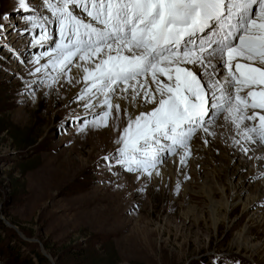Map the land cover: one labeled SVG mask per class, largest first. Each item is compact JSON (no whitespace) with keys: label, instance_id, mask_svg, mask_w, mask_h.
Segmentation results:
<instances>
[{"label":"rangeland","instance_id":"rangeland-1","mask_svg":"<svg viewBox=\"0 0 264 264\" xmlns=\"http://www.w3.org/2000/svg\"><path fill=\"white\" fill-rule=\"evenodd\" d=\"M33 3L39 7L40 0ZM40 11L48 17L47 32L56 39V17L44 8ZM5 13L9 21L3 20ZM27 15L16 0H0V23L5 24L0 32V264L17 263L13 255L33 264H264V252L251 255L236 246L245 239L249 246L264 244V223H250L239 207L216 229L205 196L184 192L182 185L191 175L175 187L170 177L163 182L142 174L140 179L128 177L136 173L118 164L108 170L103 157L123 145L113 138L109 142L108 136L95 137L106 128L105 133L112 132L110 123L81 133L78 124L66 122L73 114L92 121L80 106L83 101L76 99L85 81L69 83L75 76L69 72L50 88L52 81L43 72L35 73L40 65L31 61L45 48L35 44L37 29L24 30ZM46 71L56 75L51 67ZM39 79L45 82L34 83ZM114 111L109 122L117 115ZM201 157L206 159H196ZM64 158L72 164L64 162V171H58ZM206 175L208 188L224 178L217 180L209 171ZM202 187L188 188L201 192ZM117 192L118 197L109 200ZM215 200L222 198L218 194ZM193 207L202 219L191 234L185 230L191 220L183 214ZM237 219L239 224L232 225ZM240 233L244 242L237 239ZM35 251L44 259L37 261Z\"/></svg>","mask_w":264,"mask_h":264},{"label":"snow or ice","instance_id":"snow-or-ice-1","mask_svg":"<svg viewBox=\"0 0 264 264\" xmlns=\"http://www.w3.org/2000/svg\"><path fill=\"white\" fill-rule=\"evenodd\" d=\"M16 3L29 13L23 17L24 30L37 29L35 44L45 48L31 61L40 65L35 73L43 72L54 88L71 66L83 70L85 85L76 99L83 101L80 106L92 121L73 114L66 122L78 124L81 133L99 130L109 126L113 108L117 114L123 110L126 126L115 141L123 146L103 157L109 171L118 164L128 173L160 176L157 165L167 159L165 154L179 155L182 171L193 138L201 131L214 135L208 125L220 114L227 112L237 130L244 120L256 118L241 108L237 85L257 78L264 83V68L237 63L233 71L232 61L242 57L264 66V0H40L39 7L33 0ZM40 8L56 17V39L47 32L48 17ZM9 19L5 13L3 20ZM4 29L0 23V32ZM50 67L54 77L46 71ZM259 95L261 103L252 106L264 108V93ZM259 121L258 127L245 126L242 133L250 145L264 146V116ZM235 143L244 154L255 150Z\"/></svg>","mask_w":264,"mask_h":264},{"label":"bare ground","instance_id":"bare-ground-1","mask_svg":"<svg viewBox=\"0 0 264 264\" xmlns=\"http://www.w3.org/2000/svg\"><path fill=\"white\" fill-rule=\"evenodd\" d=\"M237 63L248 64L249 67L264 68V66H261L257 63H254L252 61H247L242 57H237L232 61L233 71H235V67ZM219 71L223 72L225 77L227 76L226 69L221 68L219 69ZM73 72H75L74 79L71 80L73 83L74 82L76 83L77 80H83L84 73L82 69L78 70L75 66H72L70 73L68 72L69 74L68 73L67 74L70 76L72 75ZM236 75L239 77L240 73H236ZM256 75L258 77V74ZM207 79L208 78L206 76L205 80ZM149 81H150V77H149ZM150 87H155V86L150 84ZM237 87L241 88V91L238 93L239 96L242 98L243 101H246L249 104V106H244L243 103L241 104V108L243 109L244 113L247 116H253L252 112L257 111L261 116H264L263 113L264 108L258 106L257 107L252 106L253 103L257 105L261 103L262 97L259 95V93H264V83H261L257 78V81L255 83H251V84L241 83L237 85ZM250 88H254L257 93V98L253 102H249L246 98V90ZM122 103H126V101H122ZM151 107L152 105L149 104L148 108L150 109ZM121 112L123 113V110H121L119 114L117 115L115 114L114 119L111 118V121L113 120L112 122H109V119H107L108 124L109 123L111 124V129L113 134L112 132L105 133L108 130L106 128L105 132L102 131L101 134H97L95 135V137H97L99 140L101 138L105 140V137L108 136L109 142L112 138L113 140L114 139L117 140L122 135V131L126 126V122H127V118L125 117L124 113L123 115H121ZM231 119L232 118L229 116V114L227 112H224L220 114L212 123L208 125L210 132L214 133V135L208 136L206 133H203L201 131L197 134V137L193 138L191 142L192 154L190 157H188L187 163L183 166L182 171L176 169V166L179 165V155H173L169 159H166V162H164L162 165L160 164L157 165V170H159L161 173L160 176H156L155 174L151 176V178L154 179L156 182L157 180H162L163 182L164 180L167 179V177H170V179L174 182V186L176 187L179 186L186 177L191 175L192 178L190 177L191 179L185 184L183 183L182 185L184 192H188L190 193V195L193 194L195 196L196 195L198 196L201 193L205 196V199L208 201L207 207L209 208V213L211 216V224L214 225L216 229H219L221 227V222L225 219V217L231 215L239 207L242 208L241 216L243 217L244 215L247 216L248 218L247 221H249L250 223L251 222L261 223V224L264 223V159H259V157L264 156V146L250 145L242 139V133L245 129V126L258 127L259 124L253 122L257 120L256 118L251 121L244 120L241 123L240 129L237 130L235 124L231 122ZM114 121L116 122L115 126H114ZM199 137H205L210 142L206 145L203 143V139ZM237 140L240 141L241 145H244L245 147L254 148L255 150L250 151L248 154H244L241 151L240 145H237L235 143V141ZM115 149L117 151L118 148ZM198 155H202L206 157V159H203L202 157L199 158L200 160L196 159L198 158ZM249 157L252 158L250 159ZM70 161L69 159L64 158L61 161L62 166H57L56 168L58 169V171H62V170L64 171L66 165L64 164V162L70 164ZM200 161H203V164H200ZM201 169H207L206 173L209 171L211 173V176H213V178L215 177L217 180H218L217 176H224V178H221L219 183L215 182L214 187L208 188L209 184L205 185V183H207L206 182L207 175L203 171H202L203 173L200 172ZM58 173L60 174L61 172ZM139 174L141 173H136L134 175L126 174V176L137 178V175ZM195 176H197L196 179L193 178ZM123 177L120 178L121 183H124L122 181ZM119 182L117 184H119ZM124 184L126 188L127 184L126 183ZM195 185L203 186L201 188L202 191L194 192L193 189L188 188V187L192 188ZM205 186H207L206 190H204ZM120 193L121 192H117V194L112 195L109 200H112L114 197H118ZM218 194L222 198L221 201L215 200V196ZM124 195L125 194L123 192V196ZM193 211H195L194 207L192 210H188L183 214V217H185L184 219L191 220L190 222L191 224H189V226H186L185 229L186 231L191 232V234H193L191 228L194 227L195 224H199V222L202 219L200 218V216H198V214H196ZM117 212L118 211L115 212L114 217H116ZM241 216L239 217L240 219ZM191 217H193V219H191ZM240 219L234 221L232 225L234 226L238 225ZM242 235L243 234L240 233L237 234L236 236L239 241L244 242V237ZM186 238L189 239L188 242L190 244L191 237L187 236ZM249 243H247L245 239V242L243 244H237L236 246L239 251H240L239 248H243L245 252L247 251L251 252V255L257 254L259 253V251L264 252L263 243H261L260 246L259 245L249 246Z\"/></svg>","mask_w":264,"mask_h":264},{"label":"trees","instance_id":"trees-1","mask_svg":"<svg viewBox=\"0 0 264 264\" xmlns=\"http://www.w3.org/2000/svg\"><path fill=\"white\" fill-rule=\"evenodd\" d=\"M33 257H35L37 261H41L44 259L43 256L36 251L33 253ZM12 259H14L15 262H17V263H13V264H33L30 259L26 260L23 258H18V256H16V255H13Z\"/></svg>","mask_w":264,"mask_h":264},{"label":"water","instance_id":"water-1","mask_svg":"<svg viewBox=\"0 0 264 264\" xmlns=\"http://www.w3.org/2000/svg\"><path fill=\"white\" fill-rule=\"evenodd\" d=\"M29 241H31L32 239H28ZM40 250V253L45 256L46 258L49 259V256L44 252V250H42L41 248L39 249Z\"/></svg>","mask_w":264,"mask_h":264}]
</instances>
